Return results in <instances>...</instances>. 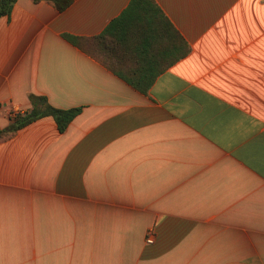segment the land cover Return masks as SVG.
I'll use <instances>...</instances> for the list:
<instances>
[{
    "label": "crops",
    "instance_id": "obj_1",
    "mask_svg": "<svg viewBox=\"0 0 264 264\" xmlns=\"http://www.w3.org/2000/svg\"><path fill=\"white\" fill-rule=\"evenodd\" d=\"M17 1L0 130L31 95L82 112L0 135V264H264V0H154L169 23H138L111 68L63 36L132 0Z\"/></svg>",
    "mask_w": 264,
    "mask_h": 264
},
{
    "label": "trees",
    "instance_id": "obj_2",
    "mask_svg": "<svg viewBox=\"0 0 264 264\" xmlns=\"http://www.w3.org/2000/svg\"><path fill=\"white\" fill-rule=\"evenodd\" d=\"M36 3L47 1L51 3L59 12H64L73 3L74 0H32ZM17 0H0V19L10 16ZM130 6L124 13L112 21L106 30L98 37L93 39H84L71 35H64V39L72 45L80 48L82 51L99 58L103 57V63L111 68L109 57L113 54L120 55L124 52L123 46L129 41L133 32L137 29V24L145 22L152 23H169L163 15L161 9L155 4L154 0H132ZM118 51V52H116ZM189 51V50H188ZM117 73V71H114ZM125 82L141 89V80L129 79L124 74L118 73ZM153 80H145L148 88ZM31 110L25 113H14L11 116L12 123L4 130H0V135L13 134L32 123L45 118L52 117L58 125L60 133L67 131L72 121L82 112L81 107L78 109H60L53 106L45 96H30Z\"/></svg>",
    "mask_w": 264,
    "mask_h": 264
}]
</instances>
